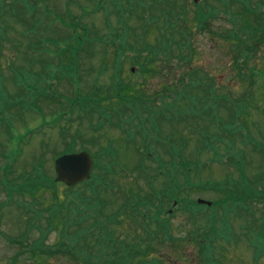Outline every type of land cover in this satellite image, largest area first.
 <instances>
[{
  "label": "trees",
  "instance_id": "trees-1",
  "mask_svg": "<svg viewBox=\"0 0 264 264\" xmlns=\"http://www.w3.org/2000/svg\"><path fill=\"white\" fill-rule=\"evenodd\" d=\"M215 1L218 3L215 10L207 9L206 5L204 7L197 5L193 15H190L187 0H96L93 12L100 11L102 13L107 35L87 38L76 33V30H72L70 35L65 38L61 35L51 38L46 35L47 30L45 31L46 37L50 39H46L45 36L44 39L49 40L48 43L56 47V51L59 50L58 53L50 50L57 60L50 78H55L58 75L67 79L72 87L77 83L72 79L77 75V71L72 65H66L64 62L67 52H70L69 46L72 42H75V46L80 48L85 39L91 43L101 41L105 48L112 46L115 49L113 64L116 65V74L113 78V95L101 97L103 88L85 94L79 87L74 89L72 98L66 99L65 106L62 105L61 109L55 108L50 111V115L54 118L51 123L52 127L58 125L60 134H66L68 129L63 125L65 122H70L71 119H69L70 117L65 119V117L71 115L75 109L77 115L80 114L88 118L85 120L89 126L86 129L90 128L93 134H98L107 126L112 125L113 129L120 132L121 138L127 146H136L138 153L143 147L146 152L143 157L153 161L157 165V169L154 175H150L151 171L145 167V160H143L141 165L130 172L146 174L143 177L144 181L142 180L145 188L138 186V190L135 192L131 190L123 192V201L116 205L117 208L113 207L108 210L107 206L105 207V202H101L98 196L101 191H116L117 188L113 189L108 182L109 176L115 170L116 172L117 170L122 171L115 159L117 151L112 148L113 141L108 140L109 144L103 146L95 135H92V138L84 139L82 134L76 131L78 137L82 138L79 150L90 151L94 162V172L90 181L77 187L79 190L74 199H69L68 196L64 200L61 199V193L59 194L57 191L53 177L45 172L43 153L37 158L34 157L29 169L20 176L10 178L11 163L4 167L0 166V193H4L7 199L11 200L15 195L22 196V198L26 195L32 197L41 189L52 191V203L47 204L40 211L37 208L41 204L34 198L31 203H24L21 207L23 213L27 215V221L20 242L23 245L26 244L33 255L37 252L38 258H49L50 256V254L44 255L41 251L46 248L43 247L45 232H40L39 236L37 234L30 243L27 241V235L33 229L30 226L32 225L31 221L41 219V212H46L47 227L57 236L58 242L54 245L56 251L77 255L81 264H162L160 258H155L154 255V243L162 244L157 240L159 235H161L163 243L177 245L179 242L182 246L192 245L193 248H197L195 250H197L198 256H201L205 261V264H219L214 258L215 246H218L222 252L219 256L224 258L227 245L237 242V238H233L231 223L236 219L243 221L239 229L241 237L252 251L250 264H264L261 262V259L264 258V145L256 142L251 146L254 154L261 156L263 163L262 172L258 173L257 171L258 174L254 180H251L246 172L243 151H235L234 144H230L228 149L231 153L228 158H233L230 163L234 168L233 173H226L225 179L222 181L205 184L201 182L199 176L206 172V166L199 164V160L187 161L180 155L181 148L186 147L184 143L186 139L178 141L175 136L166 134L163 130V125L170 124L173 120L179 123L188 121L186 124L189 125L193 119L196 121L195 118L203 112L200 108L205 105L206 100L210 98L216 101L211 98L216 89L209 85L208 77L200 72L196 73L198 70L193 69L196 53L192 46L193 35L191 32V28L194 27L198 33H208L212 36L216 30L211 24L213 19L221 13H229L231 7L225 6L227 2L231 1V4L236 2V0ZM239 4L242 14L235 15V17L242 18L241 22L239 21L241 25H239V29L227 31L224 40L235 43V49L238 48L242 51L241 45L247 41L263 43L264 20L263 14L258 13L260 8L258 9L255 3L250 4V0H240ZM231 15L234 17V14L231 13ZM69 16L71 18V14ZM254 16L256 19L253 22L251 18ZM112 17L116 21L114 25L111 21ZM243 18H247L248 21L242 22ZM74 26L77 27L78 24L74 23ZM30 29L33 30V27L30 26ZM53 33L59 35L55 31ZM53 41L58 42L55 45ZM60 41L66 46L64 49L58 48ZM32 49L35 48L32 47ZM158 58L167 61V63L173 58L176 59L177 68H173V72H177L179 66L184 74L178 81L169 78L172 79L171 85L166 84L164 88L151 90L150 94L145 95L146 88L142 86L145 83L144 76L148 73H155V71L158 73L159 67L155 65V60ZM238 58L246 60L244 53H240ZM126 60H131L132 64L141 70L142 83L130 85L120 78L122 63ZM37 62H40L39 58ZM45 65L50 68L51 63ZM251 72L254 73V71ZM195 74L198 76L196 77ZM21 82L20 80L19 83ZM177 82L187 83V87H196L200 92L196 96H190L182 89H177ZM26 88L29 93L28 102L32 104L31 109L35 108L34 100L37 97L48 96L44 94L46 90L37 96L33 93L35 86L32 84L27 83ZM152 92L153 94H151ZM113 99L117 100V108H108V102H112ZM180 101H192L188 111L178 105ZM13 103L15 105L17 103L18 106L23 105L19 101ZM111 106H113V102ZM8 108V98L1 92L0 116L2 119H0V124L10 122L4 118ZM39 113L43 114V112ZM81 118L79 117V119ZM93 121L95 122L93 123ZM188 128L191 131L193 127L189 126ZM203 138L205 140L200 142L204 148L207 151H212L213 157L220 160L221 155H218L213 142H207L209 135L206 134ZM212 138L213 141H216L214 137ZM94 144L98 146L97 152H91L87 147ZM155 146L161 147L166 155L171 156L172 160L169 162L160 160L162 155L158 152L154 153ZM72 150H75L74 147H67L64 151L57 153L55 157ZM200 154L201 150H196L195 158L198 159ZM222 165L229 166L228 163ZM203 168L205 171L201 172ZM160 177L162 185L159 186L157 180ZM195 185H199L201 189L214 190L222 197L218 200H211L210 207L197 205L194 200L184 199V201L179 197L181 189H191ZM73 190L68 189V192ZM174 200L180 204L183 215L184 212L188 213L186 216L194 225L180 240L174 238L170 220L163 218V215L166 214L165 208ZM185 202L187 204L182 205ZM123 217L134 223L133 225L138 230L139 235L136 236L138 240L134 238L132 244L121 241L126 239H120V234L114 230L117 225L122 224L121 218ZM198 218L202 221L201 225L196 224ZM130 232H124V235L129 237ZM95 237L96 239L92 240ZM8 241L12 244L18 242L15 239H8ZM95 248L100 251L99 254H96ZM10 264H17L16 259Z\"/></svg>",
  "mask_w": 264,
  "mask_h": 264
},
{
  "label": "rangeland",
  "instance_id": "rangeland-1",
  "mask_svg": "<svg viewBox=\"0 0 264 264\" xmlns=\"http://www.w3.org/2000/svg\"><path fill=\"white\" fill-rule=\"evenodd\" d=\"M239 1L225 4V6L231 7L234 17L230 13H221L213 19L211 24L216 30L214 29L215 34L212 33V36L208 33H198L194 27L191 28L192 46L194 53H196L193 69L198 70L196 73L200 72V74L208 77L209 85L216 89L214 96L211 97L216 101L210 98L206 100L205 105L200 108L203 112L195 118L196 121L193 119L189 125L186 124L188 121L179 123L175 120L170 124L163 125L166 134L175 136L178 141L179 139L182 141L186 139L184 142L186 147L181 148L180 154L185 160L191 162L199 160V164L206 166V172L199 176L201 182L205 184L222 181L225 179L226 173H233L234 168L230 164L233 158H228L231 153L228 149L230 144H234L235 151H243L245 169L251 180H254L260 171L262 172L263 167L261 156L254 154L251 146L256 142L264 145V42L261 44L247 41L241 45L242 51H240L224 40L227 31L239 29V25H241L239 21L242 18L240 16L238 19L235 17V15L242 14ZM34 2L38 7L37 10L31 8ZM95 2L96 0H0V91L7 96L9 101V108L5 114L3 113L4 118L8 117L12 123L9 130L6 122L0 124V166L4 167L11 163L10 178L20 176L29 169L33 158H37L43 153L45 172L53 177V163L57 153L64 151L67 147L76 148L69 151L70 153L78 152L82 138H92V135H95L103 146H107L109 141H113L112 148L117 151L115 159L122 171L117 170L116 172L114 169L115 171L109 176L108 182L113 189L117 188L116 191H101L98 196L101 202H105V207L107 206V209L110 210L113 207L117 208L116 205L123 201V192L128 190L135 192L138 190V186L145 188L143 177L146 174L140 175L138 172L132 174L130 171H133L145 160V167L151 171L149 174L154 175L157 165L144 158L146 152L143 147L138 153L136 146H127L121 138L120 132L115 128L113 129L112 125L107 126L98 134H93L90 128L86 129L89 127L88 122L85 121L88 118L80 114L77 115L75 109L71 115L65 117V119L69 117L71 119L70 122H65L63 125L68 129V132L63 135L60 134L59 126L52 127L51 125L54 118L50 115V111L55 110V108L61 109L62 105L65 106L66 99L72 98L73 90L78 87L83 94L103 88L101 97L113 95L112 85L116 74V65L113 64L115 62V49L112 46L105 48L101 41L91 43L85 39L80 48L75 46V42H72L69 46L70 52H67L64 58L66 65H72L77 71L75 78H72L77 83L72 87L67 79L58 75L55 78H50L57 62L51 51H56V47L50 45L49 40L44 39V36L46 39H50L49 37L56 38L60 35L65 38L70 35L72 30H76V33L87 38L107 35L102 13L100 11L93 12ZM187 2L189 13L193 15L195 9L192 1L187 0ZM215 2V0H205L203 7L206 5L207 9L215 10L216 6L218 7V3ZM254 3L258 9L260 8L258 12L263 14L264 20V0H250V4ZM17 14L21 15L20 21L15 19ZM255 19L254 16L251 21L254 22ZM111 21L113 25L116 22L113 17ZM243 21L248 20L243 18ZM72 22L78 26L75 27ZM30 26L33 27V30L30 29ZM46 30L48 34L45 32ZM54 31L59 35H54ZM45 33L49 37H46ZM31 46L35 48L33 51ZM64 47L66 46L60 41L58 48L64 49ZM58 52L59 50L56 51V53ZM240 53L245 54V61L244 58L242 60L238 58ZM38 58L40 62H36ZM32 59H35L33 66L30 65ZM155 62V65L159 67L158 73L155 71V73H148L144 76L145 83L142 86L146 88L145 95L150 94L151 90L164 88L166 84L171 85L172 79L169 78L178 81L184 74L179 66L178 71L173 72V68L177 66V60L174 58L169 63L161 58ZM48 63H51L50 68L45 65ZM253 70L256 74L251 72ZM121 72L120 78L125 83L128 82L130 85L142 83L141 70L132 64L131 60L123 61ZM33 76L35 77L34 83H32ZM195 76L198 75L195 74ZM20 80L21 83H19ZM25 83L35 86L33 93L37 96L41 95L44 90H46L44 94L48 95L37 97L34 100L35 108L33 107V109H31L32 104L28 102L29 93L27 92L28 89L25 88ZM177 83V89H182L190 96H196L200 92L196 87H187V83ZM14 101L22 102L23 105L18 106L16 103V106ZM112 102L113 106H111ZM112 102H108V108H117V100L113 99ZM191 103L192 101H180L178 105L188 111ZM39 112H43V114ZM79 117L82 118L79 119ZM0 119H2L1 116ZM162 124L163 122L161 126ZM189 126L193 127L191 131L190 128L187 129ZM76 131L82 134L81 139ZM206 134L209 135L207 142H213L218 155H221L220 160L215 159L213 152L207 151L200 142L205 140L203 136ZM212 137L216 141H213ZM177 144L181 145L180 143ZM87 147L91 152L98 151L96 144ZM197 148L201 150L198 159L195 158ZM154 149V153L158 152L162 155L160 160L164 162L172 160L171 156L166 155L161 147L155 146ZM139 159L141 160L139 161ZM224 163H228L229 166H223ZM203 170L204 168L201 172ZM157 185H162L161 177L158 178ZM76 188H73L72 192H68V188L64 185L57 184L56 186L63 200L67 196L69 199H74L79 190ZM51 194V190L41 189L33 195L34 197L26 195L22 198V196L15 195L10 200L4 193H0V264H10L14 259H16L17 264H81L77 255L56 251L54 245L58 242L57 236L47 227L46 212H41V219L31 221L32 225L30 226L33 229L27 235V241L30 243L37 234L39 236L40 232H45L43 247L46 248L41 251L44 255L50 254L49 258H38L37 252L33 255L26 244L23 245L20 242L27 221V215L23 213L21 207L24 203H31L34 198L41 204L37 208L40 211L47 204L52 203ZM179 197L183 200L196 202L197 199L218 200L222 195L214 190L201 189L199 185H195L191 189H181ZM186 204V202L182 203V205ZM180 207V204L174 200L165 208L166 214L163 215V218L170 220L173 236L179 240L194 226L186 216L188 213L184 212L183 215ZM121 222V225L119 224L114 228L120 234V239H126L121 241L132 244L134 238L138 240L136 236L139 234L133 225L134 223H131L126 217L121 218ZM231 223L233 238H237V242L235 244L231 242L229 246L227 245L224 258L219 256L222 252L218 246H215L214 258L219 264H250L252 251L241 237L239 229L243 221L234 219ZM196 224H202L200 218L197 219ZM124 232H130L129 237H126ZM161 238L159 235L157 240L163 245L154 243V255L155 258H160L162 264H205L202 257L198 256L197 250H195L197 248H193L192 245L185 247L179 242L177 245H170L161 242ZM8 239H15L18 242L12 244ZM95 239L96 237L92 238V240ZM47 250L51 252L48 253ZM94 251L96 254L100 252L97 248ZM261 262L264 263V258L261 259Z\"/></svg>",
  "mask_w": 264,
  "mask_h": 264
},
{
  "label": "water",
  "instance_id": "water-1",
  "mask_svg": "<svg viewBox=\"0 0 264 264\" xmlns=\"http://www.w3.org/2000/svg\"><path fill=\"white\" fill-rule=\"evenodd\" d=\"M195 3L199 0H193ZM93 161L85 152L60 156L54 162L55 183H61L67 188H72L90 180ZM197 204L210 206L209 202L197 200Z\"/></svg>",
  "mask_w": 264,
  "mask_h": 264
}]
</instances>
